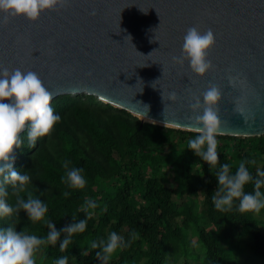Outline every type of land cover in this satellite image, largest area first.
<instances>
[{"label": "trees", "instance_id": "trees-1", "mask_svg": "<svg viewBox=\"0 0 264 264\" xmlns=\"http://www.w3.org/2000/svg\"><path fill=\"white\" fill-rule=\"evenodd\" d=\"M52 107L61 117L54 126L64 132L63 154L49 148L51 131L38 137L35 147L28 146L25 134L13 167L28 171L30 182L19 193L9 185L7 197L13 205L18 198L39 197L48 212L31 221L21 210L0 218V227L46 237V220L58 231L73 217L87 218V226L72 234L64 251L59 240L40 246L36 264H55L61 256L68 257V264H103L95 255L100 249L90 245L106 241L113 231L126 246L112 253L107 264H264V208L240 211L234 199L232 208L222 211L211 198L219 164L228 163L235 173L241 160L254 161L246 164L254 178L264 171V135H217L218 164L209 165L189 149L188 141L198 133L143 123L94 96L62 95ZM65 120L81 126L89 141L69 134ZM71 167L84 170L83 189L66 182ZM259 190L264 193V185ZM244 191L254 192V181ZM89 200L97 207H87Z\"/></svg>", "mask_w": 264, "mask_h": 264}, {"label": "water", "instance_id": "water-1", "mask_svg": "<svg viewBox=\"0 0 264 264\" xmlns=\"http://www.w3.org/2000/svg\"><path fill=\"white\" fill-rule=\"evenodd\" d=\"M191 27L211 29L215 36L207 53L213 69L204 77L190 70L186 58L173 60L181 56ZM4 68L37 73L53 100L94 96L143 123L195 133V116L203 114L204 105L194 112L190 104L195 97L202 101L215 85L222 92L218 135L260 137L264 0H68L36 21L5 19L0 13ZM230 76L243 83L231 87ZM171 92L177 94L172 102ZM16 152L10 158L13 166Z\"/></svg>", "mask_w": 264, "mask_h": 264}, {"label": "clouds", "instance_id": "clouds-1", "mask_svg": "<svg viewBox=\"0 0 264 264\" xmlns=\"http://www.w3.org/2000/svg\"><path fill=\"white\" fill-rule=\"evenodd\" d=\"M68 0H0V13L4 18L23 17L29 21H36L44 11L55 10L63 7ZM94 14V13H93ZM159 15V14H158ZM181 56L173 57V60H188L190 70L199 77H204L213 69L210 60L207 59L208 51L215 45V36L211 29L201 32L197 27L187 30L183 38ZM155 51V50H153ZM151 54V53H150ZM149 54V55H150ZM243 83L238 76L229 77V85L235 87ZM162 99L164 94L162 92ZM177 94H168L169 101H175ZM11 100L10 103L5 101ZM222 100L221 89L215 85L209 87L200 97H195L190 108L196 112L204 105L202 115L195 116V130L198 132L194 138L188 141L191 149L199 158L209 165L218 164L217 135L220 134L221 121L218 116V105ZM53 96L44 86L42 80L33 71L22 72L15 69L11 73L7 68L0 70V218L18 215L25 211L28 219L38 221L45 218L48 207L39 197L29 195L26 199L18 198L15 205L7 200L10 185L14 193L24 190L30 182L28 171L19 172L10 162L14 148H21L25 143V134L29 147H35L37 138L49 134L55 123L61 119L52 107ZM26 129V131H25ZM24 133V135H21ZM69 162H64L68 168ZM247 163L254 161L241 160L235 173L230 171L228 163L219 164L215 179L218 187L212 194L214 207L218 210L228 211L232 208L234 199H238L240 211H259L264 208V193L259 189L264 185V171H258L257 177L248 170ZM83 169L71 167L66 172V182L71 188L83 189L87 183L83 175ZM254 181L255 191L245 192L244 186ZM68 195V193H64ZM87 207L96 208L93 200L86 202ZM73 222L59 231L51 220H46L49 229L46 237H38L27 234L23 230L16 231V227H0V264H36L35 253L40 246L56 244L64 251L71 242L72 234L83 232L87 226V218H72ZM66 233L61 239V234ZM126 244L117 232H111L107 240L92 241L91 249L99 248L96 257L107 264L111 254ZM55 264H68V257L61 256L55 260Z\"/></svg>", "mask_w": 264, "mask_h": 264}, {"label": "rangeland", "instance_id": "rangeland-1", "mask_svg": "<svg viewBox=\"0 0 264 264\" xmlns=\"http://www.w3.org/2000/svg\"><path fill=\"white\" fill-rule=\"evenodd\" d=\"M67 120H65L64 122H66ZM68 123V133L73 135V137L75 139H80L83 143H87L89 141V138L87 137V135H85V133L82 131V127L81 126H75L73 124V122H66ZM64 132L63 131H59L57 129L56 126L53 127V129L50 132L49 135V148L54 152V154H59L62 153L64 151V145L62 144V134ZM240 138V137H237ZM243 138V137H241Z\"/></svg>", "mask_w": 264, "mask_h": 264}]
</instances>
